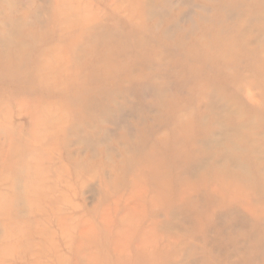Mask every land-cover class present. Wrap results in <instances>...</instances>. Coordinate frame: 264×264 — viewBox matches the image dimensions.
Instances as JSON below:
<instances>
[{
  "label": "rangeland",
  "instance_id": "rangeland-1",
  "mask_svg": "<svg viewBox=\"0 0 264 264\" xmlns=\"http://www.w3.org/2000/svg\"><path fill=\"white\" fill-rule=\"evenodd\" d=\"M0 264H264V0H0Z\"/></svg>",
  "mask_w": 264,
  "mask_h": 264
}]
</instances>
